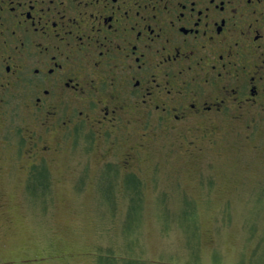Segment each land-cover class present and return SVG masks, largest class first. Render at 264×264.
Masks as SVG:
<instances>
[{"label":"flooded vegetation","instance_id":"obj_1","mask_svg":"<svg viewBox=\"0 0 264 264\" xmlns=\"http://www.w3.org/2000/svg\"><path fill=\"white\" fill-rule=\"evenodd\" d=\"M261 126L264 0H0V170L29 190L96 148L101 182L138 190L158 150L203 159Z\"/></svg>","mask_w":264,"mask_h":264},{"label":"rangeland","instance_id":"obj_2","mask_svg":"<svg viewBox=\"0 0 264 264\" xmlns=\"http://www.w3.org/2000/svg\"><path fill=\"white\" fill-rule=\"evenodd\" d=\"M98 152L49 156L45 189L0 170V264H264V127L203 159L160 149L138 190L101 182Z\"/></svg>","mask_w":264,"mask_h":264},{"label":"trees","instance_id":"obj_3","mask_svg":"<svg viewBox=\"0 0 264 264\" xmlns=\"http://www.w3.org/2000/svg\"><path fill=\"white\" fill-rule=\"evenodd\" d=\"M262 155H264V152H262ZM129 183H133V181L131 179H129L128 181Z\"/></svg>","mask_w":264,"mask_h":264}]
</instances>
